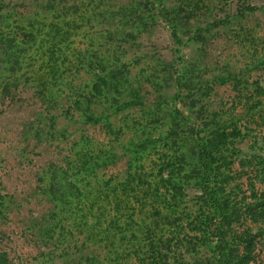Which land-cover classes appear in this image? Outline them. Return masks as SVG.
<instances>
[{"label": "rangeland", "instance_id": "obj_1", "mask_svg": "<svg viewBox=\"0 0 264 264\" xmlns=\"http://www.w3.org/2000/svg\"><path fill=\"white\" fill-rule=\"evenodd\" d=\"M110 70L118 93L95 97L97 89L106 92L100 80ZM234 80L264 87V0H0V192L14 196V223L0 227V246L9 264L117 255L121 264H140L134 253L144 241L136 232H111L110 244L108 235L93 243L80 230L66 231L76 227L78 211L91 208V193L108 218L115 200L136 208L165 155L184 154L183 173L199 165L195 134L228 119L240 90ZM243 141L240 149L264 158V130ZM79 158L93 169L86 180L74 174ZM130 176L137 182L127 184ZM50 183L56 193L47 203L38 189ZM186 183L189 192L178 185L172 201L185 225L206 199L197 175ZM51 206L56 220L45 224ZM48 226L53 231L44 237ZM187 243L169 264H218L215 237Z\"/></svg>", "mask_w": 264, "mask_h": 264}, {"label": "trees", "instance_id": "obj_2", "mask_svg": "<svg viewBox=\"0 0 264 264\" xmlns=\"http://www.w3.org/2000/svg\"><path fill=\"white\" fill-rule=\"evenodd\" d=\"M115 74L116 71L110 70L101 77L100 81L106 92L102 88L97 89L93 93L95 97L106 95L107 91H110L109 89L118 93L121 83L116 79ZM233 82L236 85V91L238 92L239 88L240 90L236 101L234 100L231 110L233 112H230L229 115L226 114L228 119L223 117L218 119L215 128L209 134L207 131L201 130L195 134V141L198 142L196 148L200 159L199 165L190 167V173H183V167L186 165L185 155L178 153L179 159L176 156L175 159L172 157L176 154L165 155L157 180L153 184L149 181L148 186L143 188V192L137 194L139 200L135 202L137 203L136 208L134 203L131 204L128 200H115V206L111 212L114 216L108 218L104 207L97 205L100 202L99 196L91 193L92 197L88 198L91 208L87 205L86 213L80 217L79 214L83 210L78 211L76 214L78 218L73 224L76 227L73 230L70 226L66 232L73 236L76 230H80L93 243L102 242L96 241L98 235H102L101 237L108 235L107 239L110 244H113L112 240L115 237V235L112 237L109 235L111 232L117 234L127 233V230H131V233L136 232L141 237L132 236L136 240L144 241L143 249H139L138 252L136 250L134 253V258L139 260L140 264H169V255L173 254L174 250L182 246L181 244H184L185 241L187 243V240L193 237L192 239L195 241H189L187 244H194L193 242L198 244L201 237L207 238L212 235L217 240L213 259H216L218 264H264V158L251 155L239 147V144L248 138V133L264 130V87L256 88L254 83L247 81L234 80ZM248 87H250L249 90ZM44 89L46 88L44 87ZM86 112V116L91 122L92 120L99 121L95 118L93 111L86 109ZM94 122L92 123L95 124ZM82 123L83 125L89 124L86 121H82ZM252 140L250 144L254 145L256 139ZM244 153L248 155L240 159ZM79 160L80 164L74 167V174L81 180H86L88 175L85 172L93 169L87 167V161H83L82 158ZM176 163L179 164V167L175 165ZM169 167H171L169 169L171 175L164 179L163 172ZM193 174L200 179L206 199L202 201L203 205L199 208L197 220L193 219L185 225L184 219L176 217L175 206L172 203L176 200V196L173 191L180 185V188L184 186L182 188L189 192L186 182ZM130 178L126 182L127 184L137 182L135 178L131 176ZM137 180L139 184L146 181L142 177H137ZM123 188L125 190V187ZM38 190L44 191L42 200L47 203L48 196L51 200L55 198L54 183H50L46 188L40 187ZM139 194L142 197H139ZM5 196L7 195L0 192V227L8 225L7 222L14 223L11 220L14 207L11 198L14 196L9 197L10 200ZM150 201L152 202L151 207ZM55 208L51 206L46 213L44 212L41 221L43 220L47 224L49 221L56 220ZM17 214H20V211ZM88 214H92V224H89ZM150 221L152 222L150 223ZM171 222H176L177 225L172 224L171 226ZM121 223L125 224L124 228L120 227ZM57 224L59 225V220L55 222V227ZM103 224H107L106 229H103ZM163 224L166 229L161 236L156 238L159 225ZM62 230L60 229V231ZM52 231L51 227H46L44 237L50 236ZM197 232L199 233L197 234ZM0 234L3 235L2 231ZM86 259L87 256L81 258L85 264H121L125 261L119 255L112 259L107 258V260L96 257H89L87 261ZM79 261L74 258L66 264ZM0 264H9L6 251L1 250V246Z\"/></svg>", "mask_w": 264, "mask_h": 264}]
</instances>
